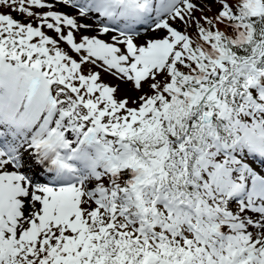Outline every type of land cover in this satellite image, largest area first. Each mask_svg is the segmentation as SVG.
<instances>
[{"label": "snow or ice", "instance_id": "obj_1", "mask_svg": "<svg viewBox=\"0 0 264 264\" xmlns=\"http://www.w3.org/2000/svg\"><path fill=\"white\" fill-rule=\"evenodd\" d=\"M0 264H264V0H0Z\"/></svg>", "mask_w": 264, "mask_h": 264}]
</instances>
